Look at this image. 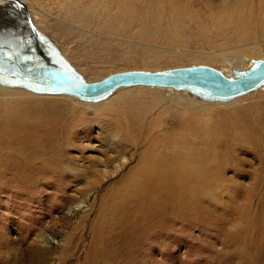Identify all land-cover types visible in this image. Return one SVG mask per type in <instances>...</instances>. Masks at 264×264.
Listing matches in <instances>:
<instances>
[{"label": "rangeland", "instance_id": "374dc122", "mask_svg": "<svg viewBox=\"0 0 264 264\" xmlns=\"http://www.w3.org/2000/svg\"><path fill=\"white\" fill-rule=\"evenodd\" d=\"M25 1L28 2L35 23L55 40L72 64L91 81L121 70L135 68L155 70L191 64H207L228 72L230 67L224 62L225 57L240 56L239 51L229 49L214 54L213 57L220 56L216 62L195 59L190 54H185L187 56L185 59L178 60L176 57L179 54L170 51L159 39L128 34L111 37L101 33V36H95L94 29H85L82 23L66 21V18L60 19L61 14L57 13V7H53L54 4L51 2L48 1L46 4L45 0H36V4L30 5V0ZM200 1L202 3H199ZM200 1L196 3V8L203 17H206L210 12V3L208 0ZM209 1L217 5L227 2ZM250 7L258 14L260 10H264V0H250ZM186 37L184 47L192 54L213 53L219 50L218 47L212 46H216L211 43L216 41L212 36L210 38L212 41L199 38L197 33ZM169 42L176 43L174 39H169ZM263 43L264 39L254 43L258 47L256 53L241 55L246 59L239 64L233 63L235 68H247L249 59L264 57ZM106 44L113 51L104 57V51L101 50ZM0 95H3L0 98V121L5 124L11 121V125L18 126L20 140H26L23 132L28 127H34L32 136H35L39 130L45 128H63L73 118L75 122L81 120L86 124L87 130L82 129L81 122L75 130L74 137L77 139L74 140L75 147L71 148L70 152L75 161L81 158L79 151L81 146L87 148L85 150L87 158L101 159L110 140H114L111 147H147L148 143L155 144L159 135L163 133L167 140L180 138L182 133L180 119L184 115L185 118L189 117L186 119L190 123L205 124L207 135L210 136L213 134L210 126L216 124L227 125L223 127L224 134L232 137L241 131L242 137L239 136L237 142L231 145L234 148L232 157H229L233 161H229L230 168L228 167L229 170L226 171L228 184L227 188L221 190L219 198L224 207L217 208L216 213L219 216L224 214L226 218L228 216L230 224L227 228L231 232L236 233L238 229L249 228L247 242L249 246L253 245V250L251 252L245 250L240 255L231 256L230 250L235 252L238 250L235 249L236 245L225 242L227 233L223 234L217 226L222 224L221 221L216 225L210 223L215 227L207 224L202 231L200 229L198 231L197 226H192V230L189 226L165 224L164 229H157L154 234L151 231L140 240L133 238L132 246L123 245L122 248L128 251L125 252L123 261L118 264H264V176L259 174L264 170L262 163L264 159L257 152L259 147H264V89L221 105L199 103L189 99L185 93L143 87L121 90L113 95L111 100L93 105L84 104L76 99L34 97L35 95L32 96L25 90L0 88ZM108 102L116 104L125 102L127 110L143 115V126L141 125L143 133L140 141L132 146L119 141L118 133L108 127L106 120L110 116L98 113ZM143 111L147 113L144 114ZM8 114H11V120L7 117ZM151 126L155 134L147 139L146 143L144 134ZM115 153V148L110 151L111 155ZM136 156L133 150L125 171L120 170V173L126 172L129 166L137 163ZM75 164L79 165L77 168L80 170H86L90 166L88 162L81 161ZM118 176L119 171L112 168L108 178L92 192H89L90 185L83 176H80L77 182L70 183L72 186L64 192L47 188L40 196L38 194L23 196L12 187L0 189V264H109L98 262L93 257L96 252L98 254L104 251L102 242L97 244L94 241L100 239L99 226L104 231L111 229L115 223L111 213L114 212L113 207L119 203L114 199L110 188L113 182L119 179ZM66 177L71 178L70 175ZM80 202L84 204L76 207ZM104 204L108 210L107 217L102 219L100 212ZM212 218L207 216L208 220Z\"/></svg>", "mask_w": 264, "mask_h": 264}, {"label": "bare ground", "instance_id": "6f19581e", "mask_svg": "<svg viewBox=\"0 0 264 264\" xmlns=\"http://www.w3.org/2000/svg\"><path fill=\"white\" fill-rule=\"evenodd\" d=\"M45 1L46 4L49 1L56 5L52 6L57 7V13L61 14L60 19L66 18V21L82 23L83 28L94 29L93 35L95 36H101V33H106L111 37L128 34L159 39L163 45L169 47L170 51L179 54L176 57L178 60H183L187 57L185 54H190L195 59L216 62L220 56L213 57L214 54L235 49L239 51L240 56L231 55L224 59V62L228 63L230 67L228 72L223 71L226 75H230L232 68L236 67L233 63L239 64L246 59L241 55L249 52L256 53L258 47L254 43L264 39V10L255 14L250 7V0H227L226 4L223 5L214 4L213 1L208 0L210 12L206 17H203L196 8V3L200 0ZM29 3L30 5L36 4V0L34 2L30 0ZM203 9L206 11L205 8ZM193 33H197L199 38L208 41H212L210 39L212 36L216 40L211 42L216 46H212L218 47L219 50L213 53L192 54L187 52L184 47L186 36ZM169 39H174L176 43H170ZM251 47L254 48L251 49ZM101 51H104L105 57L113 49L106 44L104 47L102 46ZM248 64V66L252 64V59H249ZM136 87L185 93L191 100L211 105L228 104L242 96L264 89L262 86L248 94L222 103L198 99L184 90L176 91L171 87L134 86L129 88ZM0 88L3 90L13 89V91L25 90L30 92L32 96L35 95L34 97L79 100L70 94H38L24 88H11L1 85ZM125 89L128 88H122L113 95ZM113 95L97 103L79 101L84 104H99L111 100ZM2 96L0 95V98ZM31 111L33 112V110ZM100 112L110 116L106 120L108 127L118 133L121 143L132 146L141 140L143 115L127 110L125 102L121 104L108 102L98 111V113ZM143 113L146 114L147 111H143ZM184 116L180 119L182 129L180 138L167 140L165 133H163L162 136L159 135L155 144L148 143L147 147H111L114 140H110L101 159L87 158L85 156L87 148L81 146L79 150L81 158L77 161L70 152L71 148L75 147L74 140L77 137H74V134L81 120L75 122L73 118L69 123L66 122L67 124L63 128H45L39 130L35 136H32V128L34 127H28L23 132L26 140L18 138V126L11 125V121L8 124L0 121V189L5 190L12 187L23 196L28 194L40 196L47 188L64 192L69 186H72L70 183L77 182L80 180V176H83L90 185L89 192H92L101 185L104 179L108 178L112 168H115L119 171L117 177L119 179L113 182L110 192L119 204L112 209L114 212L111 215L115 223L111 229L102 231L101 227H98L100 235V239H98L100 241L95 240L94 242L97 244L102 242L104 247L102 253L96 254V252L93 256L98 262L120 263L123 261L125 252L128 251L122 248L123 245L130 246L132 241L142 239L151 231L153 233L157 229H162L165 224L189 226L190 228L197 226L196 229L202 231L207 224L215 227L210 223L216 225L217 222L221 221L222 224H217V226L223 234L227 233L225 234V242L236 245L235 249L238 250L235 252V250L231 251L230 248V255H240L245 250L251 252L253 245L249 246V242H247L249 228L246 230L238 229L236 233L231 232L227 228L230 224L228 216L226 218L224 214L219 216L216 213L217 208L224 207L219 202V198L228 184L226 171L229 170V161H233L229 159L233 155L234 147L231 145L237 142L239 136L242 137V132H237L232 137L224 134L225 129L223 127H227V125L219 126L216 124L210 126L213 132L210 136L207 135L205 124L202 122L190 123L186 119L189 117L185 118ZM7 117L11 120V114H8ZM82 125V129L87 130L86 124L82 123ZM151 127L144 134L145 142L155 134L153 126ZM114 148L116 153L111 155L110 151ZM88 149L95 150V148ZM258 149L257 152L264 159V147ZM133 150L137 155V163L134 166H129L126 172L120 173V170L127 167L130 160L129 155ZM80 161L88 162L90 166L86 170H80L77 168L79 165L75 164V162L79 163ZM259 174L264 176V170H261ZM68 175L71 178L66 177ZM83 204L84 202H80L76 204V207H81ZM101 208L100 215L103 219L107 217L106 210L108 209L105 204ZM207 216L213 218L208 220ZM100 224L101 220H99ZM133 238L135 239L133 240ZM128 243L129 245H127Z\"/></svg>", "mask_w": 264, "mask_h": 264}, {"label": "water", "instance_id": "95a60500", "mask_svg": "<svg viewBox=\"0 0 264 264\" xmlns=\"http://www.w3.org/2000/svg\"><path fill=\"white\" fill-rule=\"evenodd\" d=\"M0 85L38 94H70L97 103L122 88L171 87L210 102H228L264 86V57L230 75L207 64L128 69L89 81L33 20L25 0H0Z\"/></svg>", "mask_w": 264, "mask_h": 264}]
</instances>
